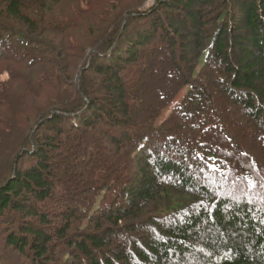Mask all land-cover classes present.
Returning <instances> with one entry per match:
<instances>
[{
  "label": "trees",
  "instance_id": "16d2710c",
  "mask_svg": "<svg viewBox=\"0 0 264 264\" xmlns=\"http://www.w3.org/2000/svg\"><path fill=\"white\" fill-rule=\"evenodd\" d=\"M148 1L0 0L8 254L264 264V0Z\"/></svg>",
  "mask_w": 264,
  "mask_h": 264
},
{
  "label": "rangeland",
  "instance_id": "374dc122",
  "mask_svg": "<svg viewBox=\"0 0 264 264\" xmlns=\"http://www.w3.org/2000/svg\"><path fill=\"white\" fill-rule=\"evenodd\" d=\"M152 4H153V0H150V1L146 2V3H144L142 5L141 9L144 10L147 7L151 6ZM158 51L162 53L161 59H164L165 56L163 54V50H161L159 48ZM15 72H18V71H15ZM5 77H6L5 74H3L1 76L2 79H4ZM186 91H187V88L186 87L180 88L179 91H178V93H177V96L174 99L175 101L173 103H170L169 104L168 101H165L166 107L161 112L162 118H166V117H168L170 115L171 110L173 109V107L175 106V104L176 105H179V103L183 99ZM44 205H46L45 208H44ZM56 205H58V202L57 201L54 202V203H51L49 201L48 202H44V203H42V210L43 211L45 210L46 212L49 211V212H51V214H53L52 213L53 211H58V208H57ZM37 206H40V204L37 205ZM6 221H7V219H6ZM11 222H12V220L9 218V223H11ZM13 226L15 227L14 229L16 231L20 227L18 224H13L12 227ZM7 228H9V226L7 225V223L6 222L3 223L2 219H0V264H33V262L31 261L29 255H25L23 253L22 256H21V255H19V253H17L15 251L16 249L12 251V252H14V255L7 253L8 246L6 245V243L4 241V237H5L6 233H7V231H9V230H7Z\"/></svg>",
  "mask_w": 264,
  "mask_h": 264
},
{
  "label": "snow or ice",
  "instance_id": "6c2138e0",
  "mask_svg": "<svg viewBox=\"0 0 264 264\" xmlns=\"http://www.w3.org/2000/svg\"><path fill=\"white\" fill-rule=\"evenodd\" d=\"M209 159H212V158H209ZM209 169H210L211 171H213V172L217 171V169H216V167H215L214 164L209 165ZM251 186H252V184H251V182H249V187H251Z\"/></svg>",
  "mask_w": 264,
  "mask_h": 264
}]
</instances>
